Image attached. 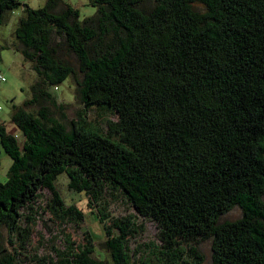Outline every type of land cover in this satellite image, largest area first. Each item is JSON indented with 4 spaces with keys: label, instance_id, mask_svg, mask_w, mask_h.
Returning <instances> with one entry per match:
<instances>
[{
    "label": "trees",
    "instance_id": "1",
    "mask_svg": "<svg viewBox=\"0 0 264 264\" xmlns=\"http://www.w3.org/2000/svg\"><path fill=\"white\" fill-rule=\"evenodd\" d=\"M90 1L83 19L70 5L54 11L56 0L22 4L13 27L35 79L10 113L15 132L0 124L8 244L24 248L32 218L21 210L35 213L42 189L58 223L82 220L54 187L64 173L100 222L106 196L119 194L156 224L158 243L132 261L128 240L142 226L127 214L103 226L101 252L70 241L36 264H201L206 238L210 264H264V0ZM19 5L0 0V25ZM69 78L82 111L65 123L47 102ZM93 106L115 115L105 132L85 121ZM234 206L240 216L221 221ZM13 251L1 247L0 264H15Z\"/></svg>",
    "mask_w": 264,
    "mask_h": 264
},
{
    "label": "rangeland",
    "instance_id": "2",
    "mask_svg": "<svg viewBox=\"0 0 264 264\" xmlns=\"http://www.w3.org/2000/svg\"><path fill=\"white\" fill-rule=\"evenodd\" d=\"M20 3L8 15L5 23L0 25V73L3 75V81H0V124L6 129L12 125L10 122V113L13 106H20L21 102L30 96L29 86L35 79V73L30 69L29 63L24 61L19 52L14 49L16 39L12 34L13 27L17 18L21 14V5L26 4L31 8L40 7L46 0H16ZM63 5H70L77 9L78 19L91 16L96 11V6L90 0H56L54 11H59ZM60 56H65L66 52H59ZM66 58L74 62L72 54H67ZM55 96L54 105L47 102L49 108L58 114L56 109L62 106L64 111L63 121L67 123L69 119L82 111L78 99L75 98L73 92V79H65L57 85V88L51 89ZM84 118L90 125L96 126L101 132H105L106 120H114L115 115L106 110L90 107L84 111ZM11 164V159L4 153L0 147V182L5 180L6 171ZM54 187L57 189L60 197L66 204H74L83 213L82 220L75 224L71 220L58 223L51 214L46 210L45 205L50 199V192L47 189L40 190V197L36 201L34 210H21L24 215L32 218L30 224V235L24 248H17V244L9 245L6 238L4 228H0V248L4 247L11 253L15 252V264H36L32 256H50L55 259L54 250H62L68 245V242L76 244H84L88 238L90 244L94 246L96 251H100L103 239V226H110L109 218L125 216L127 214L135 215L136 223L142 227L141 231L134 234L128 240V252L133 261L151 242L158 243L157 227L152 221L143 219L138 216L134 209L126 202V200L117 195L106 196V210L110 215L103 222H100L94 209L88 208L86 196L79 192L70 190L67 187V178L64 173L57 176ZM264 200V195H263ZM240 209L236 206L222 214L220 220H232L239 217ZM22 225H24V220ZM197 248L203 256L201 264H210V240L208 238L200 240ZM10 249H9V248ZM14 248V249H12ZM101 252V251H100ZM46 264H51L47 262ZM54 264V263H52Z\"/></svg>",
    "mask_w": 264,
    "mask_h": 264
},
{
    "label": "crops",
    "instance_id": "3",
    "mask_svg": "<svg viewBox=\"0 0 264 264\" xmlns=\"http://www.w3.org/2000/svg\"><path fill=\"white\" fill-rule=\"evenodd\" d=\"M7 130H10L12 132H15V130L12 128V126L9 129H7Z\"/></svg>",
    "mask_w": 264,
    "mask_h": 264
},
{
    "label": "built area",
    "instance_id": "4",
    "mask_svg": "<svg viewBox=\"0 0 264 264\" xmlns=\"http://www.w3.org/2000/svg\"><path fill=\"white\" fill-rule=\"evenodd\" d=\"M0 81H3V75L0 73Z\"/></svg>",
    "mask_w": 264,
    "mask_h": 264
}]
</instances>
